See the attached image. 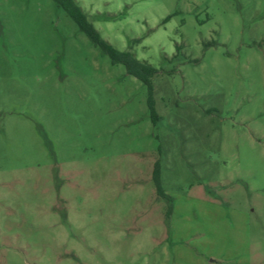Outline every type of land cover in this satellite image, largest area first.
Instances as JSON below:
<instances>
[{"label":"rangeland","instance_id":"1","mask_svg":"<svg viewBox=\"0 0 264 264\" xmlns=\"http://www.w3.org/2000/svg\"><path fill=\"white\" fill-rule=\"evenodd\" d=\"M74 1L156 73L0 0V264H264V0Z\"/></svg>","mask_w":264,"mask_h":264},{"label":"trees","instance_id":"2","mask_svg":"<svg viewBox=\"0 0 264 264\" xmlns=\"http://www.w3.org/2000/svg\"><path fill=\"white\" fill-rule=\"evenodd\" d=\"M52 1L58 9L63 10L73 20L78 29L82 31L94 45L98 46L105 54L109 56L112 63L122 64L128 74L136 77L151 90V78L156 73V69H154L149 64L138 61L128 51L121 52L114 49L108 42L103 40L96 29L92 26V24L88 22L82 9L74 0ZM151 115L153 118H156L152 107ZM152 180L156 189L157 196L168 200V197L165 195L160 183L158 162L154 164Z\"/></svg>","mask_w":264,"mask_h":264}]
</instances>
